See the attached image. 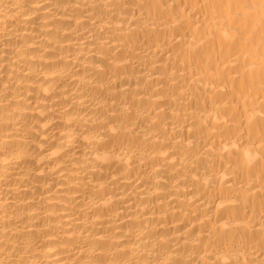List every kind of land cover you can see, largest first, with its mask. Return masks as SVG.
I'll list each match as a JSON object with an SVG mask.
<instances>
[{
    "label": "bare ground",
    "instance_id": "6f19581e",
    "mask_svg": "<svg viewBox=\"0 0 264 264\" xmlns=\"http://www.w3.org/2000/svg\"><path fill=\"white\" fill-rule=\"evenodd\" d=\"M0 264H264V0H0Z\"/></svg>",
    "mask_w": 264,
    "mask_h": 264
}]
</instances>
